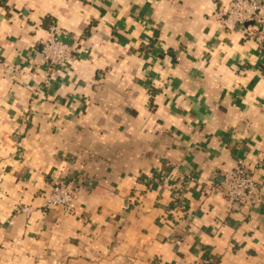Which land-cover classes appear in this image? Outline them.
Masks as SVG:
<instances>
[{
	"label": "crops",
	"instance_id": "1",
	"mask_svg": "<svg viewBox=\"0 0 264 264\" xmlns=\"http://www.w3.org/2000/svg\"><path fill=\"white\" fill-rule=\"evenodd\" d=\"M219 4L0 0V264H264V201L206 189L264 172V41ZM51 26L75 50L44 81ZM52 178L73 212L43 206Z\"/></svg>",
	"mask_w": 264,
	"mask_h": 264
},
{
	"label": "built area",
	"instance_id": "2",
	"mask_svg": "<svg viewBox=\"0 0 264 264\" xmlns=\"http://www.w3.org/2000/svg\"><path fill=\"white\" fill-rule=\"evenodd\" d=\"M261 5V0H220L215 15L223 26L237 27L245 38L261 43L264 41V13L260 11ZM74 50V45L60 39L59 30L51 26L41 42L43 80L48 79L56 68L67 64ZM218 175L219 180L207 184L206 189L218 192L224 198L228 210L257 206L264 201V172L255 178L251 170L238 161L232 168ZM193 180V176H181L170 184L171 201L178 212H186L184 190ZM77 193L76 186L52 178L43 206L57 207L65 213H71L75 210ZM20 209L28 211L29 207L23 206Z\"/></svg>",
	"mask_w": 264,
	"mask_h": 264
}]
</instances>
